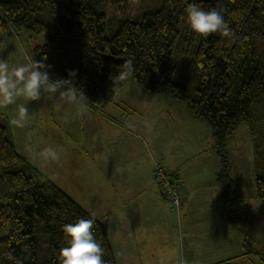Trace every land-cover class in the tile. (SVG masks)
Masks as SVG:
<instances>
[{
    "label": "trees",
    "instance_id": "obj_1",
    "mask_svg": "<svg viewBox=\"0 0 264 264\" xmlns=\"http://www.w3.org/2000/svg\"><path fill=\"white\" fill-rule=\"evenodd\" d=\"M192 3L205 11H221L234 38L195 34L185 12ZM137 4L0 0V32L44 35V42L34 48V60L51 65L53 79L68 78L69 70H75L76 86L93 108L110 103L131 78L150 93L183 103L194 118L207 122L221 157L217 180L227 218L244 230L245 211L234 194L226 145L239 126L247 128L255 198L264 200V0H162L140 20ZM178 53L189 56L183 81L172 66ZM127 60H132L133 71L113 84L112 77ZM79 219L95 221L105 264H117L105 225L21 155L0 121V264H12L9 253L23 264H59L60 249L67 247L63 226ZM251 245L244 233L241 253L212 264H238V258L250 259L253 253L264 262V252Z\"/></svg>",
    "mask_w": 264,
    "mask_h": 264
},
{
    "label": "rangeland",
    "instance_id": "obj_2",
    "mask_svg": "<svg viewBox=\"0 0 264 264\" xmlns=\"http://www.w3.org/2000/svg\"><path fill=\"white\" fill-rule=\"evenodd\" d=\"M161 4L162 0H138L136 19L140 20L145 12L156 10ZM108 8L109 4L106 5L105 10ZM43 42L44 35L25 30L16 34L11 31L5 34L0 32V58L8 59L13 65L23 62L25 56L34 60V48ZM188 59L189 56L178 53L172 61V66L177 68L178 81H183L186 77ZM147 93L150 92L129 78L115 94L113 102L100 110L86 106L85 111L81 112L76 105L70 103L46 102L41 99L28 104L29 118L23 128H17L11 123L16 117L15 105L0 106V121L7 127L8 136L18 152L26 156L36 169L47 175L77 203L106 225L117 264H212L241 253L239 240L241 237L244 239V233L251 240L253 250L264 252V200L255 198L251 142L244 125L236 129L226 145L230 177L234 181V194L237 196L239 207L245 211L244 221L247 222V226L242 225L244 230L239 229L238 224H234L231 228L233 231L231 236L225 237L222 241V231L214 230L223 226L221 206L220 209L216 207L215 211L207 213L211 217L207 221L203 220L207 227L198 218L188 224L180 220L183 223L178 226L174 216L172 221L165 219L162 213L163 220L159 218L152 222L151 226L164 230L167 229L165 225H168L171 232L168 238H164L163 242L157 240L153 243L148 241L141 244V194L138 192L141 190V164L137 170L134 169L139 163L130 164L119 178H113L112 173L117 168L116 163L92 165L93 159L90 158L91 156L102 158L101 153H97V148L91 147L102 141L113 142L107 146L113 148L109 153H116L114 148L122 141L132 145L143 143L145 136L148 137L147 129H152L154 125L145 123V126L134 129L133 133H126L124 128L117 126V124L126 126L124 119L120 118L126 115L125 108H117L113 103L117 101V95L127 94L132 99L138 97L135 104L140 105L142 110L149 106L150 99L145 97ZM167 101L171 99L162 96L148 107L149 117L159 120L156 126L157 133L154 135L159 137L152 139L155 143H172L168 151L156 155L157 159L154 160H158L172 171L180 165L183 176L189 180L211 181L214 169L209 163L202 162L206 149L198 147L196 154L191 157L196 148L192 143H214L209 124L200 120L201 122L194 124L189 131L186 121L189 120L188 116L179 109L177 111L171 109L172 106H169ZM127 104L134 103L128 100L124 102V107ZM109 114L117 118V123L108 121ZM141 134L144 135L142 138ZM123 135L126 139L121 137ZM186 143L192 147H188ZM46 147L57 150L60 157L58 161L46 163L40 159L39 152ZM155 183L160 192L159 185L156 181ZM122 186L129 190L125 197L122 195ZM221 191L224 192L223 189ZM121 199L124 202L118 204L122 202ZM219 201L222 202L221 199ZM134 205L137 206L138 212L131 210ZM188 214L198 216L197 213ZM124 219L129 220L124 221ZM207 228L210 234L206 233ZM138 231L140 235L135 237ZM258 256L253 253L250 254V259L245 256L238 258L237 263L246 264L253 260V264H264Z\"/></svg>",
    "mask_w": 264,
    "mask_h": 264
},
{
    "label": "crops",
    "instance_id": "obj_3",
    "mask_svg": "<svg viewBox=\"0 0 264 264\" xmlns=\"http://www.w3.org/2000/svg\"><path fill=\"white\" fill-rule=\"evenodd\" d=\"M117 96H118L116 99L117 101H114L113 104H115L117 108H125L124 114H126L120 117L121 119H124L126 126H123L120 124H117V126L124 128L126 133L127 132L133 133L134 129H138L139 126H142V125L145 126V123L149 125H154V127H151L152 129L150 128L147 129L148 131L146 133H148V137L145 136V139H143L142 141L143 143H136V145H132L131 143H128L127 141L125 142L122 141L120 143H117L116 148H114L116 153H109L113 148H110L107 146L108 144H113L112 141H102V143H96V145H92L91 147L95 146L97 148V153H101L102 158L101 159L100 157L94 158L91 156L90 159H93L91 162L92 165H98L102 163H106L110 165L112 163H116L117 168L112 173L113 178H119L123 174V171L128 167V165L139 163L137 167L134 169V170H137L139 165L141 164V190L138 191L141 194V244H145L148 241H149L148 243H153L157 240L160 242H163L164 238L165 239L168 238V236L171 233L170 229L168 228V225H165L167 229H164V230H162V228H157V226L156 227L151 226V223L159 220V218L163 220L162 213L165 219H170L172 221H173V216H174L177 219L178 226H180L182 222L180 220H184L188 224L191 220L198 218L201 220L203 225L207 227V224L204 223V221L211 219V217L207 213L215 211L216 207L220 209V206L223 211V215H222L223 226H221V229L216 228L214 230H218L220 232L222 231L221 232L222 241L225 240V237H230L231 234L233 233L231 228H233L232 225L234 224L229 222L227 218V214L225 211L226 203L224 199V192L221 191L222 190L220 189L221 186L217 180V174L219 173V170L221 168V157L218 154L217 150L215 149L214 143H211V144L210 143H192V146L195 145L196 148L191 154V157H193L196 154V150H198V147H204L206 149L205 153L201 152V154L202 153L204 154L203 155L204 157L202 156L203 157L202 162L209 163V165L212 166L214 169L213 178L211 181H206V182L199 181V180L193 181V180H189L188 178H185L183 176V172H182L180 165L176 167L175 170H173L181 177V179H183L182 181L185 186V192H184L185 200L183 204V209L179 213H175V212L173 213L169 209L167 202L162 201L164 198L163 196H161L162 194L161 192H159V188L156 186V183L152 176V163L154 159H157L155 156L158 154L165 153V150L168 151L169 147L172 145V143H155L154 139H152V138L159 137V135L154 136L155 133H157L156 126L159 124V120L156 118L151 119L149 117L150 108L148 107L152 103H155L162 96L158 94L152 93L151 95L150 93H147L145 97L146 99H150L149 106L142 110H141L140 105L136 106L135 104V102H137L138 100V97L132 99L127 94H120ZM139 96L141 97V92ZM151 96H153L152 99H151ZM155 98L157 100H154ZM128 100H132V103L134 104H131V105L127 104L124 107V102ZM111 102H113V100ZM167 102L169 106L170 105L172 106L171 109H174L176 111L179 109L185 113V116H188L189 120H186V121H187L189 131L193 128L194 124H198V122H201L199 119H196L191 115V113L188 111V109L183 103L174 101L173 99ZM86 106L94 110H100V109L93 108L89 106L88 104H86ZM147 116H148V120H147ZM107 119L108 121L111 120L114 123H117V118L112 116L111 114H109V118ZM142 134H141V138L142 136H144ZM121 137L126 139L125 135ZM186 144H188V147H192L190 146L189 143H186ZM107 148H108V152H107ZM24 157L26 158V156ZM26 159L28 160V158ZM122 189H123L122 195H124L125 197L126 194L129 192V190L128 189L126 190L125 186H122ZM218 198L221 199L222 202H220ZM121 201L122 202H119V203L117 201V203L122 204L124 202V200L122 199ZM131 210L133 212L139 211L137 210L136 205H134V208H131ZM189 212L194 213V214L197 213L198 216L197 215L190 216L188 214ZM126 220H129V219H124V221ZM238 228L241 229L239 226ZM206 233L210 234V230L208 228H207ZM123 235L125 237L126 233L124 232ZM135 235H136L135 237H139L140 232L138 231ZM242 241H243V238L241 237L239 240L240 247L242 246Z\"/></svg>",
    "mask_w": 264,
    "mask_h": 264
},
{
    "label": "clouds",
    "instance_id": "obj_4",
    "mask_svg": "<svg viewBox=\"0 0 264 264\" xmlns=\"http://www.w3.org/2000/svg\"><path fill=\"white\" fill-rule=\"evenodd\" d=\"M185 12L186 22L195 34L206 38L219 33L229 41L234 38L221 11H205L192 3ZM51 67L28 56L23 62L14 65L8 59L0 58V106H16V117L11 121L15 127L25 126L29 118L28 104L32 101H62L76 105L81 112L85 111L87 97L76 86L77 72L69 70L68 78L53 79L50 77ZM132 71V60L125 61L119 74L112 77L113 84L125 80ZM39 157L46 163L60 158L53 147L41 150ZM94 223L93 219H79L63 226L67 247L60 249L59 264H105L104 249L94 235ZM8 260L12 264H23L11 253L8 254Z\"/></svg>",
    "mask_w": 264,
    "mask_h": 264
},
{
    "label": "built area",
    "instance_id": "obj_5",
    "mask_svg": "<svg viewBox=\"0 0 264 264\" xmlns=\"http://www.w3.org/2000/svg\"><path fill=\"white\" fill-rule=\"evenodd\" d=\"M152 176L160 187V192L168 207L176 213L181 212L184 204L185 186L174 171L169 170L158 160L152 163Z\"/></svg>",
    "mask_w": 264,
    "mask_h": 264
},
{
    "label": "water",
    "instance_id": "obj_6",
    "mask_svg": "<svg viewBox=\"0 0 264 264\" xmlns=\"http://www.w3.org/2000/svg\"><path fill=\"white\" fill-rule=\"evenodd\" d=\"M116 61H120L121 59L120 58H117V59H115Z\"/></svg>",
    "mask_w": 264,
    "mask_h": 264
}]
</instances>
